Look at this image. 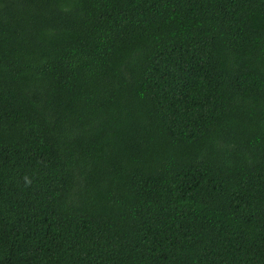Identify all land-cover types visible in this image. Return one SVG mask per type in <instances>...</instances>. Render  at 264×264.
Returning <instances> with one entry per match:
<instances>
[{
  "label": "trees",
  "instance_id": "16d2710c",
  "mask_svg": "<svg viewBox=\"0 0 264 264\" xmlns=\"http://www.w3.org/2000/svg\"><path fill=\"white\" fill-rule=\"evenodd\" d=\"M0 264H264V0H0Z\"/></svg>",
  "mask_w": 264,
  "mask_h": 264
}]
</instances>
